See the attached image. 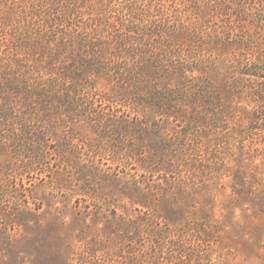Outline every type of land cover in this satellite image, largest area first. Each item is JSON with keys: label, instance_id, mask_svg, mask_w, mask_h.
I'll return each instance as SVG.
<instances>
[{"label": "trees", "instance_id": "1", "mask_svg": "<svg viewBox=\"0 0 264 264\" xmlns=\"http://www.w3.org/2000/svg\"><path fill=\"white\" fill-rule=\"evenodd\" d=\"M143 1L116 7L111 0H20L31 5L23 19L35 27L13 37L19 62L11 67L12 74H0L1 137L29 140L28 167L42 160L34 149L44 136L37 132L59 133L55 125L86 120L90 102L113 103L129 108L127 115L139 120L136 127L127 126L131 134L154 141V153L140 160L145 171L182 185L193 176L192 166L200 167L192 162V152L212 145L215 150L208 157L213 165L234 168L233 194L255 201L263 190L256 185L264 179L259 172L264 162L251 167L254 157L248 154L255 145L264 152V0H182L210 10L202 19L215 22L206 34L208 42L202 43H196L195 29L175 34L152 21L153 0ZM3 19V25L9 22L10 13ZM177 35L184 42L175 40ZM108 73L115 83L113 95L97 94L91 80ZM177 122L182 130L170 125ZM237 122L242 126L227 128ZM226 145L229 150L220 159L216 148ZM225 159L234 164H224ZM262 204L257 211L261 224ZM159 216L158 210L151 215ZM186 229L205 233L192 221ZM5 236L1 231L0 239ZM145 258L140 264H170L164 254L154 261ZM191 262L211 264L201 257Z\"/></svg>", "mask_w": 264, "mask_h": 264}, {"label": "rangeland", "instance_id": "2", "mask_svg": "<svg viewBox=\"0 0 264 264\" xmlns=\"http://www.w3.org/2000/svg\"><path fill=\"white\" fill-rule=\"evenodd\" d=\"M127 1L111 0L116 7ZM31 9L20 0H0L2 21L6 13L11 15L9 22L0 23V74H12L11 67L19 62L13 37L35 27L23 19ZM150 10L152 21L165 30L195 29L200 32L196 43L208 42L206 34L215 22L202 19L208 18V7L153 0ZM179 37L175 40L184 42ZM91 84L97 94L113 95L112 73L93 77ZM87 109L91 114L86 120L55 125L59 133L37 132L44 136L34 149L42 160H31L28 167L29 140L0 133V232L8 236L0 239V264H140L145 256L154 261L162 254L170 264H192L197 257L211 264H264V219L261 224L257 216L264 179L256 185L263 190L255 201L235 196L230 185L234 168L213 165L208 157L215 150L212 145L192 152V162L200 167L192 166L193 176L182 185L165 179L144 170L140 160L154 153V141L131 134L127 126L136 127L139 120L127 115L129 108L97 101ZM181 124L170 125L182 130ZM236 124L227 128L242 126ZM256 148L260 145L248 154L254 157L251 167L264 162V152ZM216 150L222 159L229 149ZM259 169L264 178V166ZM157 210L160 216L152 218ZM188 221L205 233L188 231ZM167 238L171 244L165 245Z\"/></svg>", "mask_w": 264, "mask_h": 264}]
</instances>
